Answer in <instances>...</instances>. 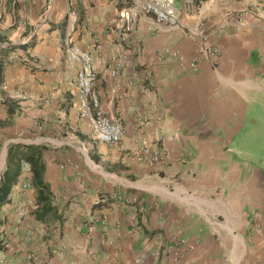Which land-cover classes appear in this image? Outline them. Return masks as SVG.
<instances>
[{
	"label": "crops",
	"instance_id": "obj_1",
	"mask_svg": "<svg viewBox=\"0 0 264 264\" xmlns=\"http://www.w3.org/2000/svg\"><path fill=\"white\" fill-rule=\"evenodd\" d=\"M140 1L0 0V180L10 145H38L56 208L37 219L22 164L0 264H264V0H174L177 26ZM69 36L115 147L78 115Z\"/></svg>",
	"mask_w": 264,
	"mask_h": 264
},
{
	"label": "built area",
	"instance_id": "obj_2",
	"mask_svg": "<svg viewBox=\"0 0 264 264\" xmlns=\"http://www.w3.org/2000/svg\"><path fill=\"white\" fill-rule=\"evenodd\" d=\"M70 2L68 1V4ZM136 10L153 15L158 23L170 26H177L179 23L174 0H141L136 6ZM67 12L68 19L72 20L74 15L70 9ZM121 40L125 41V38ZM63 47L67 60L76 61L81 66L75 79L79 117L86 121L96 141L109 147L119 145L123 139L124 131L118 119L108 116L100 107L95 91L98 78L92 67L91 55L73 44L70 36L63 41ZM214 53L215 51L212 52V54ZM111 74L118 76L117 72ZM164 157V153L159 147H154L152 150L144 148L134 154L136 160L146 159L149 164L162 163ZM24 168L29 170L27 164H24Z\"/></svg>",
	"mask_w": 264,
	"mask_h": 264
},
{
	"label": "trees",
	"instance_id": "obj_3",
	"mask_svg": "<svg viewBox=\"0 0 264 264\" xmlns=\"http://www.w3.org/2000/svg\"><path fill=\"white\" fill-rule=\"evenodd\" d=\"M22 164H27L31 172V186L36 193V217L43 220L55 215L56 208L51 202V192L44 180L45 163L42 148L38 145H10L7 151L6 167L0 180V208L9 202L12 187L17 183L22 171ZM4 237L0 236V252L5 249Z\"/></svg>",
	"mask_w": 264,
	"mask_h": 264
},
{
	"label": "rangeland",
	"instance_id": "obj_4",
	"mask_svg": "<svg viewBox=\"0 0 264 264\" xmlns=\"http://www.w3.org/2000/svg\"><path fill=\"white\" fill-rule=\"evenodd\" d=\"M260 134H261V132L260 133H257V137H258L257 138L258 139L257 140V147H259V150H257L258 151L257 157H258L259 160L262 159V158H264V136L261 137ZM263 134H264V132H263ZM0 163H1V161H0Z\"/></svg>",
	"mask_w": 264,
	"mask_h": 264
}]
</instances>
